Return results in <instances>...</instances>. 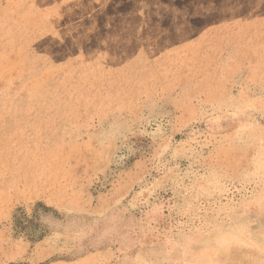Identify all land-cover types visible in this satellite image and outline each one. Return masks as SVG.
I'll list each match as a JSON object with an SVG mask.
<instances>
[{
	"label": "rangeland",
	"instance_id": "1",
	"mask_svg": "<svg viewBox=\"0 0 264 264\" xmlns=\"http://www.w3.org/2000/svg\"><path fill=\"white\" fill-rule=\"evenodd\" d=\"M264 264V0H0V264Z\"/></svg>",
	"mask_w": 264,
	"mask_h": 264
},
{
	"label": "crops",
	"instance_id": "2",
	"mask_svg": "<svg viewBox=\"0 0 264 264\" xmlns=\"http://www.w3.org/2000/svg\"><path fill=\"white\" fill-rule=\"evenodd\" d=\"M60 263L61 264H69L70 263V260H64V261H61Z\"/></svg>",
	"mask_w": 264,
	"mask_h": 264
}]
</instances>
